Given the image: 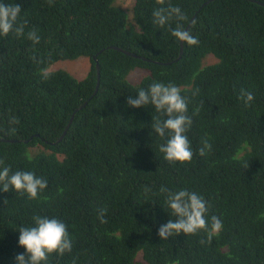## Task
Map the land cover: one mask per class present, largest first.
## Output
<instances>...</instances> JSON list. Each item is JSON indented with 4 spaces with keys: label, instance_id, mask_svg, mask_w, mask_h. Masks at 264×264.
I'll list each match as a JSON object with an SVG mask.
<instances>
[{
    "label": "trees",
    "instance_id": "trees-1",
    "mask_svg": "<svg viewBox=\"0 0 264 264\" xmlns=\"http://www.w3.org/2000/svg\"><path fill=\"white\" fill-rule=\"evenodd\" d=\"M118 1L4 0L22 5L27 25L0 36V168L33 172L47 188L36 199L0 189V264L25 251L17 230L34 215L63 221L72 239L49 264H264V0H165L199 41L182 55L175 19L153 23L157 0H134L132 19ZM82 57L91 69L81 81L51 69ZM137 69L145 77L133 84ZM154 81L188 100L191 162L164 160L167 137L151 128L164 114L126 103ZM241 89L254 96L247 105ZM161 186L202 196L222 230L210 242L204 231L161 240L160 225L176 219Z\"/></svg>",
    "mask_w": 264,
    "mask_h": 264
},
{
    "label": "clouds",
    "instance_id": "clouds-1",
    "mask_svg": "<svg viewBox=\"0 0 264 264\" xmlns=\"http://www.w3.org/2000/svg\"><path fill=\"white\" fill-rule=\"evenodd\" d=\"M164 3L165 0H157V4L162 6L153 11V23L163 27L175 19L176 26L170 29L172 37L189 46L197 45L199 41L180 23L186 19L181 8L170 3L164 7ZM21 12L22 5L0 0V36L7 37L10 33L17 37L24 35L27 21L18 23ZM130 18L132 19V16ZM27 38L37 44L40 42L35 30H30ZM239 98L246 105L254 100L253 94L244 89L240 90ZM126 103L129 107L137 109L151 104L156 112L164 114L166 119L157 118L151 125L156 135L167 137L166 143L159 148L164 154V160L170 164L191 162L194 153L186 133L191 127L192 119L187 114L188 100L181 94L178 86L154 81L147 89H139L135 97L129 95ZM210 149L211 145L205 142L198 149V154L204 156L206 150ZM2 164L0 161V165ZM46 188L47 180L33 172L15 171L10 174L9 167L0 168V189L5 193L14 190L27 194L29 199H36ZM160 192L166 194L165 205L171 216L176 218L160 225L157 235L161 240H167L173 234L183 233L187 236L204 231L210 242L212 237L222 230L223 224L219 217L212 216L209 223L207 203L196 192L186 189L170 191L164 186L160 187ZM104 216L105 213L101 210L98 216L101 223H107ZM17 231L18 245L25 251L15 255V264H49L50 256L63 257L72 252L73 243L68 227L56 217L34 215L31 225L21 226Z\"/></svg>",
    "mask_w": 264,
    "mask_h": 264
},
{
    "label": "rangeland",
    "instance_id": "rangeland-1",
    "mask_svg": "<svg viewBox=\"0 0 264 264\" xmlns=\"http://www.w3.org/2000/svg\"><path fill=\"white\" fill-rule=\"evenodd\" d=\"M118 5L121 8L126 9L129 15L132 16L134 0H119ZM212 62H214V60L210 58L205 61V64L206 65L212 64ZM54 65L55 67L53 66L51 68L52 70L65 69L70 74H72L76 80L79 81L85 79L91 69V61L89 58H85V57L73 61L66 60V61L57 62ZM144 77H145V72L137 69L133 71V74L129 76V79L132 80L131 82L133 84H137L142 79H144Z\"/></svg>",
    "mask_w": 264,
    "mask_h": 264
},
{
    "label": "water",
    "instance_id": "water-1",
    "mask_svg": "<svg viewBox=\"0 0 264 264\" xmlns=\"http://www.w3.org/2000/svg\"><path fill=\"white\" fill-rule=\"evenodd\" d=\"M251 1H255V0H251ZM111 49H117L119 51H124L123 49H120V48H117V47H111ZM183 50H184V43L181 42V55L183 53ZM95 60H96L97 72H98V82H97L96 91H95V93H97L98 89H99V86H100V82H101V74H100L101 71H100L99 62H98L96 57H95ZM0 141H2V139H0Z\"/></svg>",
    "mask_w": 264,
    "mask_h": 264
},
{
    "label": "bare ground",
    "instance_id": "bare-ground-1",
    "mask_svg": "<svg viewBox=\"0 0 264 264\" xmlns=\"http://www.w3.org/2000/svg\"><path fill=\"white\" fill-rule=\"evenodd\" d=\"M4 141H5V140L2 139V141H0V142H4Z\"/></svg>",
    "mask_w": 264,
    "mask_h": 264
}]
</instances>
